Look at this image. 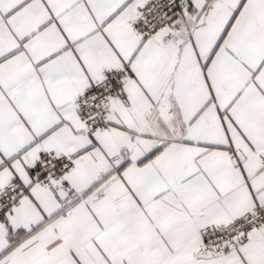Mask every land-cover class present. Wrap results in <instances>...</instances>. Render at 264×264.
<instances>
[{"label":"snow or ice","instance_id":"snow-or-ice-1","mask_svg":"<svg viewBox=\"0 0 264 264\" xmlns=\"http://www.w3.org/2000/svg\"><path fill=\"white\" fill-rule=\"evenodd\" d=\"M0 264H264V0H0Z\"/></svg>","mask_w":264,"mask_h":264}]
</instances>
